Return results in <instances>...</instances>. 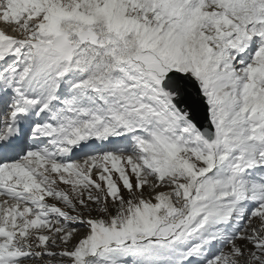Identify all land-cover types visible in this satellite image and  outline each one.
Listing matches in <instances>:
<instances>
[{
	"label": "snow or ice",
	"instance_id": "snow-or-ice-1",
	"mask_svg": "<svg viewBox=\"0 0 264 264\" xmlns=\"http://www.w3.org/2000/svg\"><path fill=\"white\" fill-rule=\"evenodd\" d=\"M0 264H264V0H0Z\"/></svg>",
	"mask_w": 264,
	"mask_h": 264
}]
</instances>
